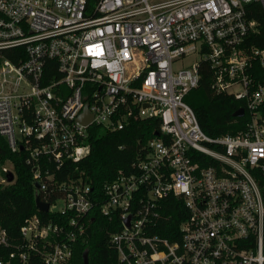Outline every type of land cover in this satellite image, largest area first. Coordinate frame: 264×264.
Listing matches in <instances>:
<instances>
[{
  "label": "built area",
  "instance_id": "obj_1",
  "mask_svg": "<svg viewBox=\"0 0 264 264\" xmlns=\"http://www.w3.org/2000/svg\"><path fill=\"white\" fill-rule=\"evenodd\" d=\"M263 18L264 0H0V136L25 151L50 213L27 217L19 239L0 225V264H75L96 206L121 221L120 264H264V47L250 43ZM204 61L213 89L246 103L237 134H207L186 100ZM151 118L160 131L101 202L82 172L59 177L90 153L91 125ZM1 169L0 183L15 178Z\"/></svg>",
  "mask_w": 264,
  "mask_h": 264
},
{
  "label": "trees",
  "instance_id": "obj_2",
  "mask_svg": "<svg viewBox=\"0 0 264 264\" xmlns=\"http://www.w3.org/2000/svg\"><path fill=\"white\" fill-rule=\"evenodd\" d=\"M250 43L264 47V25L258 33L251 35ZM8 56L16 60L13 55ZM200 72L199 85L188 93L186 100L194 109L202 129L212 136L234 135L244 130L250 119L245 101L213 89L212 68L208 62L201 63ZM50 79L45 78V82ZM241 107L245 112L237 116L235 112ZM261 111L264 113V104ZM159 131V120L152 118L132 122L119 131H109L101 126L91 125L90 153L77 162L68 161L63 173L58 175L60 178L77 177L82 172L101 202L105 184L113 180L120 170H128L142 143ZM7 160L13 163L16 176L11 182L0 183V225L7 229L11 237L19 239L20 226L27 217L36 212L42 217H47L50 213L41 212L36 206L37 192L31 168L26 162L25 151H11L6 139L0 136V164ZM257 179L264 191L263 171L257 174ZM169 200L171 201L166 206V213L170 215V223L177 225L185 215V208L181 201L173 196ZM91 219L86 233L79 237L75 244V264H84L86 258L88 264H120L111 235L121 228V221L115 214L109 217L101 213L99 206L92 210ZM157 232L168 235L160 229ZM8 251H11V248ZM13 263L21 264L17 260Z\"/></svg>",
  "mask_w": 264,
  "mask_h": 264
},
{
  "label": "water",
  "instance_id": "obj_3",
  "mask_svg": "<svg viewBox=\"0 0 264 264\" xmlns=\"http://www.w3.org/2000/svg\"><path fill=\"white\" fill-rule=\"evenodd\" d=\"M245 109L243 107L239 108L235 114L237 116L244 114ZM91 117L88 116V112H87V108L85 109V112L81 115L80 119L83 122H89ZM7 178L9 181H12L14 178V174L12 171H9L7 174ZM36 185L38 186V183H36ZM36 206L39 210L41 211H47L49 204L47 202H43L38 196L36 197ZM128 222V219L126 220ZM84 264H88V259L86 258L84 261Z\"/></svg>",
  "mask_w": 264,
  "mask_h": 264
},
{
  "label": "rangeland",
  "instance_id": "obj_4",
  "mask_svg": "<svg viewBox=\"0 0 264 264\" xmlns=\"http://www.w3.org/2000/svg\"><path fill=\"white\" fill-rule=\"evenodd\" d=\"M192 60H193V57H187V58H185V59L183 60V63L186 65V64H188V63H191ZM3 165H5V166H7V167L10 168V167H12V163H11L10 161H7V162H5V163H3V164H0V179H1L2 176L5 175V173H4V172L2 171V169H1V167H2Z\"/></svg>",
  "mask_w": 264,
  "mask_h": 264
}]
</instances>
